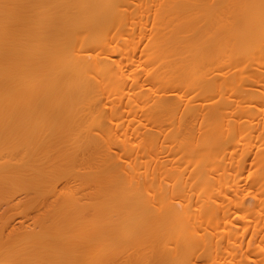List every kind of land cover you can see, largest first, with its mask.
<instances>
[{"label": "bare ground", "instance_id": "6f19581e", "mask_svg": "<svg viewBox=\"0 0 264 264\" xmlns=\"http://www.w3.org/2000/svg\"><path fill=\"white\" fill-rule=\"evenodd\" d=\"M0 264H264V0H0Z\"/></svg>", "mask_w": 264, "mask_h": 264}]
</instances>
